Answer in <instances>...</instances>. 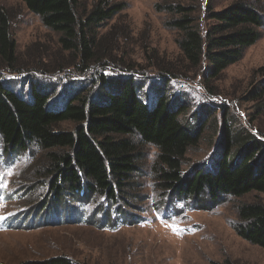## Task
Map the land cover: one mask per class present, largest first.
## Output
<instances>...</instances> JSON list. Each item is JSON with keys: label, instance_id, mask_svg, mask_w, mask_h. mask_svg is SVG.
Listing matches in <instances>:
<instances>
[{"label": "rangeland", "instance_id": "374dc122", "mask_svg": "<svg viewBox=\"0 0 264 264\" xmlns=\"http://www.w3.org/2000/svg\"><path fill=\"white\" fill-rule=\"evenodd\" d=\"M99 1L122 9L95 31V60L81 65V55L64 51L58 35L19 0H0V14L8 19L15 47L12 66L0 55V82L26 101L33 88L45 90L50 109L58 111L75 95L101 101L102 94L113 92L118 82L131 79L147 104L163 94L171 108L185 107L188 121L196 115L199 120L193 125L199 141L188 149L182 169L190 175L206 168L214 160L224 118L230 116L247 127L257 116L253 103L246 100L260 79L259 72H264V27L259 40L238 62L219 77L205 80L186 72L175 33L165 27V14L155 10L156 4L166 0H83L81 10ZM178 1L200 5L202 29L207 23L206 8L221 11L239 0ZM244 1L264 14V0ZM258 122L264 129V113ZM59 128L72 131L75 125L64 123ZM138 150L141 160L130 198L105 212L100 198L92 203L56 201L50 190L41 188L48 179L35 178L46 153L31 148L6 154L0 141V173L11 171L2 179L6 187L0 186V217H4L0 219V264L44 262L60 256L75 264H264V248L241 239L232 228L237 206L264 201V194L251 193L237 200L226 197L217 205L206 199L198 205L175 201L174 214L162 219L160 213L172 203H160L162 193L153 173L157 150L139 143ZM123 205L128 219L112 222L118 212L123 217ZM78 211L82 215H76Z\"/></svg>", "mask_w": 264, "mask_h": 264}, {"label": "trees", "instance_id": "16d2710c", "mask_svg": "<svg viewBox=\"0 0 264 264\" xmlns=\"http://www.w3.org/2000/svg\"><path fill=\"white\" fill-rule=\"evenodd\" d=\"M19 1L47 30L58 35L64 51L81 55V65L95 60V31L122 9L102 1L89 10H81L83 0ZM197 5L166 0L156 4L155 10L165 14V27L174 31L186 72L215 79L259 40L264 14L244 0L216 12L208 7L203 14L207 23L201 29ZM14 48L8 19L0 14V55L9 66ZM259 75L246 100L253 103L257 116L247 127L226 116L223 131L217 135L213 162L190 175L182 168L188 149L199 141L193 125L199 119L195 115L188 121L185 107L171 108L163 94L147 104L131 79L118 82L113 92L102 94L101 101L75 95L58 111L50 109L45 90L33 88L26 101L0 82V141L6 154H21L31 148L46 153L45 164L35 169L39 172L35 178L48 179L41 188L50 190L56 201L69 198L71 202L92 203L100 198L105 212L116 209L119 200L125 203L130 198L141 160L138 143L157 150L153 173L162 193L160 203L165 201L162 204L170 200V207L175 201L198 205L207 200L217 205L226 197L237 200L251 193L264 194V129L258 122L264 113V72ZM202 114L209 112L203 108ZM64 123L75 125L74 130H61ZM216 127L213 122V131ZM123 207V217L118 212L112 222H124L127 206ZM174 212L163 209L160 216L166 218ZM76 215H82L81 211ZM232 228L241 239L264 248V201L239 204ZM23 264L75 263L60 256Z\"/></svg>", "mask_w": 264, "mask_h": 264}, {"label": "snow or ice", "instance_id": "6c2138e0", "mask_svg": "<svg viewBox=\"0 0 264 264\" xmlns=\"http://www.w3.org/2000/svg\"><path fill=\"white\" fill-rule=\"evenodd\" d=\"M5 174L10 175V174H11V171L8 170L6 173H0V186H2V187H6V184H3V183H2V179H3V176H4ZM3 218H4V217H0V219H3Z\"/></svg>", "mask_w": 264, "mask_h": 264}]
</instances>
